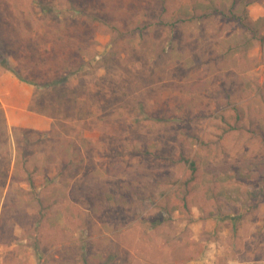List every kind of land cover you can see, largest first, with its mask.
Masks as SVG:
<instances>
[{
	"label": "rangeland",
	"instance_id": "obj_1",
	"mask_svg": "<svg viewBox=\"0 0 264 264\" xmlns=\"http://www.w3.org/2000/svg\"><path fill=\"white\" fill-rule=\"evenodd\" d=\"M262 18L0 0V264H264Z\"/></svg>",
	"mask_w": 264,
	"mask_h": 264
},
{
	"label": "trees",
	"instance_id": "obj_2",
	"mask_svg": "<svg viewBox=\"0 0 264 264\" xmlns=\"http://www.w3.org/2000/svg\"><path fill=\"white\" fill-rule=\"evenodd\" d=\"M264 21V18L262 19H259V20H256V21H253L254 22V25L256 24H259L260 22ZM20 76V75H19ZM194 167H195V163L192 162V168L194 170ZM257 170L259 173H262L264 172V164L263 165H258L257 167ZM195 171V170H194ZM250 176L253 177L254 175L252 173H250ZM256 176V175H255ZM240 216L241 215H226V216H223L222 219L225 220V219H231L233 221V223L235 224V222L238 221V219H240Z\"/></svg>",
	"mask_w": 264,
	"mask_h": 264
}]
</instances>
